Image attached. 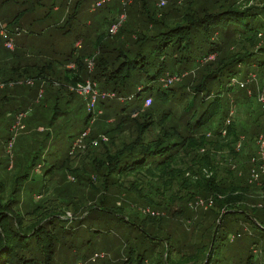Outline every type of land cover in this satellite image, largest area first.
Instances as JSON below:
<instances>
[{"label":"trees","instance_id":"1","mask_svg":"<svg viewBox=\"0 0 264 264\" xmlns=\"http://www.w3.org/2000/svg\"><path fill=\"white\" fill-rule=\"evenodd\" d=\"M87 1L75 0L63 25L76 19ZM139 1L124 5L115 40L108 33V41L98 37L85 44V34L74 36L73 43L82 38L85 46L74 44L69 66L66 58L74 50L55 63L60 68L1 69V100L5 86L23 77L54 91L46 89L48 99L23 121L28 134L14 138L9 128L34 92L14 85L9 105L0 102V264H212L228 251L229 235L243 237L240 246L248 255L241 257L242 264H264V176L250 180L253 151L247 169L238 173L232 167L233 160H245L248 140L255 146L264 134V120L258 123L263 114L248 108L255 95L233 83L242 71L264 67V0H184L181 7L169 0L167 10ZM88 84L86 96L79 95L77 88ZM14 90L26 95L16 111ZM243 101L249 114L239 125L232 112ZM47 102V111L38 112ZM109 118L114 126L106 123ZM74 126L65 158L44 173V151L56 147L60 154L59 135ZM97 137L98 143L91 142ZM94 143L76 164L79 154L69 157L75 147ZM57 167L65 185L53 179ZM69 176L77 181L69 183ZM50 190L55 198L42 199ZM196 201L203 206L193 212ZM128 202L171 218L185 216L192 225L189 235L183 241L149 235L122 215L120 206ZM141 214L143 225L158 222ZM112 231L120 237L104 236ZM97 242L114 254L122 244L126 256L106 259L109 253L100 251L103 258L91 262Z\"/></svg>","mask_w":264,"mask_h":264},{"label":"rangeland","instance_id":"2","mask_svg":"<svg viewBox=\"0 0 264 264\" xmlns=\"http://www.w3.org/2000/svg\"><path fill=\"white\" fill-rule=\"evenodd\" d=\"M4 1V3L0 6V89H4L2 86V81L4 79L2 70L4 67H9L10 65L18 66L21 68H25L30 65H41V64H50L53 67H58L56 64L62 60H64L70 53L71 50L73 51L72 56L67 57L66 59L69 61L68 64L65 66L70 65V61L73 60L75 57V45H78V48H82L85 46L82 43V38H77L75 42L73 43L74 36H79L81 34H85L87 36V41L85 44H88L89 41L92 39L93 43H96L98 40V37H104L108 41V33L109 40H115L118 32L117 24L121 19L125 18V8L124 5L129 0H88L84 4L81 5L79 8V14L77 18L71 20V22L66 25H63V21L66 18V15L71 13L73 11V2L75 0H0ZM146 4V8H151L150 5H154L157 8L159 7L161 10H167L169 5L171 3L176 4L178 7H181L184 4V0H171V3H168L169 0H144ZM130 3V2H128ZM139 5L142 3L138 0ZM128 7V6H127ZM141 10V9H140ZM23 15L21 17V15ZM111 24H117L115 26ZM68 27V29H66ZM113 26V27H112ZM112 27V29H111ZM116 28V30H115ZM65 34H67V37L64 38ZM75 44V45H74ZM77 47V46H76ZM68 52V55L66 57L63 56L65 52ZM80 51V50H79ZM56 63V64H55ZM93 68V64L91 62L87 63V69L88 71H91ZM255 74L256 78L255 81L252 84L247 85L246 93H250L251 96L254 94L255 96L251 97L250 101L248 102V108L249 112L250 109H252L253 113L256 115L258 113H262L261 105L258 101V92L259 87L258 83L262 84L264 83V67H252V69L245 75L244 71H242L239 75L235 77L236 82L244 81L245 77L249 74ZM26 79L25 77L16 79L14 82H11L9 85L5 86L6 91V98L0 99V102H5L9 105V92L12 90L14 85H20L22 87L29 86L28 89L30 91H33L34 93L31 95V97H28L26 99V107L25 111L19 113L13 125L9 128L10 133H12L13 138L19 135L28 134V131L30 129H26L24 125V120L30 117V115H34L36 112V109L39 105H42L44 99H48V96L46 95V89L49 92L54 91L49 86H40L41 83H34L33 81ZM246 80V79H245ZM64 85L63 81H61ZM44 86V87H43ZM65 86V85H64ZM39 87V88H38ZM66 87V86H65ZM38 88V90H37ZM79 95L82 93V96H86L88 91H90V84H88L85 87L77 88ZM37 90V91H36ZM13 97L11 99L12 102V109L13 110H19L21 105L17 104V102H20L22 95L24 96L23 99L26 97L25 94H22L18 90H14ZM62 92V91H61ZM63 93H66L63 91ZM95 96H102L107 97L105 93H99V92H93ZM64 95V94H63ZM2 96L1 98H3ZM108 98V97H107ZM244 96L242 93L240 94V99H243ZM64 99H61L60 101H64ZM75 101V98L73 99ZM124 100V99H123ZM246 101V100H245ZM243 101V106L241 108H238V106L235 105L233 108V116L236 119V123L239 125H244V122L248 119L247 108L246 103ZM120 102L121 99H120ZM48 105L50 103H45L43 106V109L38 108V112L40 111H47ZM122 105V103H121ZM59 110L61 111L63 109L62 105L59 103L58 106ZM65 115L57 116L55 123L60 122V120H63ZM96 119H98L96 117ZM264 120V116H261V120L258 121L259 124H262V121ZM106 123L110 126H114L116 121L113 118H109L106 120ZM90 125V129H91ZM32 129V128H31ZM75 133V126L74 128L69 131V129L63 130L60 135L58 142V146L62 144L60 154L57 153L56 147H51L50 149H47V151H44V155L42 158V163L44 165L43 172L45 173L50 163H54L57 161H61L66 156V150L70 146L71 142L74 140V134ZM87 133V132H85ZM121 137V136H119ZM101 139L106 140L105 137H101ZM248 138L244 137V142L247 141ZM91 142L98 143V137L97 139H93ZM53 143V142H52ZM90 144H83L80 147H75V151L69 154V157L72 158L75 155V161L76 164L79 160L82 159L81 153L84 154L85 150L90 147ZM245 160H233L232 167L235 172L241 173V170L246 167L248 168V165H250V162L247 161V158L254 152V154H257L256 152V145L253 146V143L249 142L245 144ZM8 151V148H7ZM253 151V152H252ZM86 153V152H85ZM83 160V159H82ZM80 163V162H79ZM88 164L87 162H85ZM217 165H219L217 162H215ZM74 164V165H75ZM235 164V165H234ZM223 167L226 166V164H222ZM79 166V164L77 165ZM41 173L40 170L36 171L34 173L35 175L39 176ZM63 175L64 173L62 171H58V167L54 170V177L53 179H61V184L65 185L63 182ZM52 177V175H51ZM69 183L70 182H76L77 179L73 178L72 176H69ZM58 182V180H57ZM72 184V183H71ZM75 189V187L73 188ZM57 191V190H56ZM74 191V190H72ZM39 196H36V199ZM45 198L42 199H53L55 198L53 191H49L47 195L44 196ZM127 199H129L127 197ZM259 200V199H258ZM201 201H196L190 208L191 210H200L202 209ZM195 207H198L195 209ZM122 215L125 217L130 218L134 221L135 224L138 226L140 225L141 230H144L146 233H148L151 236H156L160 239L168 237L167 234L170 235L171 238H178L180 241H183L187 238L189 235L190 229H191V223L188 221L185 216L182 217H174L171 218V215L169 213L167 215H163L162 212L150 210L146 208V205L144 203H136L131 204V202H128V204H125L124 207L120 206ZM172 210H177V205L171 206ZM186 214H189L187 210ZM141 213H144L145 215L150 214L151 216L157 217L158 222H154L152 224L146 223V225L142 224V219L144 218V215ZM84 215V214H83ZM68 218H72L71 214H67ZM134 217V218H132ZM175 218V219H174ZM74 223V221H73ZM149 224V225H148ZM88 226H90V223H88ZM154 226V228H153ZM136 235H139L140 232H136ZM106 238L109 239H115V236L120 237L119 235H116L115 231H112L111 233H108L107 235H104ZM230 236V235H229ZM228 241L232 242L230 243V247L228 251L226 250L223 253L219 255V257L216 258L215 262L212 264H242L241 263V257H246L248 255V249L243 248L240 246L241 241L243 240V237H235L233 240L231 239L232 236L229 238ZM119 241V239H116ZM121 240V239H120ZM121 243V242H120ZM120 243H114L115 248L120 245ZM123 243V242H122ZM95 249H92L93 252L99 253L100 251H103V253L106 251L108 253V256L106 259H113L116 255V258L124 257L126 256V250L121 247H118L116 249L115 254L107 249H101L98 245V242L94 246ZM105 248V247H104ZM113 250L115 249L112 247ZM178 250V249H177ZM92 253V252H90ZM253 253H258L261 255L260 250H256ZM84 254V252H83ZM95 254V253H94ZM64 254L57 255V262H61ZM88 256H90L88 254ZM178 256V255H177ZM81 261V260H79ZM79 261H76L75 264ZM72 262V261H71ZM103 260H98L94 264H102Z\"/></svg>","mask_w":264,"mask_h":264},{"label":"built area","instance_id":"3","mask_svg":"<svg viewBox=\"0 0 264 264\" xmlns=\"http://www.w3.org/2000/svg\"><path fill=\"white\" fill-rule=\"evenodd\" d=\"M182 1V0H181ZM116 30V28H115ZM256 75L255 74H249L247 79L244 81L236 82L233 80V83L235 85H238L241 88H246L247 85L253 83L255 81ZM258 101L259 104L261 105V110L263 112L264 116V83L259 89L258 92ZM256 149H257V154L256 156L251 159L252 167L250 169V180L254 182H258L261 177L264 176V134H261L257 137L256 140ZM104 254L103 253H95L92 255L90 258L91 262H94L97 259L103 258ZM76 264H81L76 263Z\"/></svg>","mask_w":264,"mask_h":264}]
</instances>
